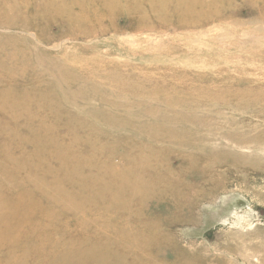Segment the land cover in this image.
Masks as SVG:
<instances>
[{
    "label": "rangeland",
    "instance_id": "obj_1",
    "mask_svg": "<svg viewBox=\"0 0 264 264\" xmlns=\"http://www.w3.org/2000/svg\"><path fill=\"white\" fill-rule=\"evenodd\" d=\"M72 1L82 7L73 5ZM105 1L0 0V59L18 58V73L28 72L37 80V86H30L35 90L30 95L37 98L47 95L49 88L61 96L77 92L78 88L66 87V81L61 86L50 87V75L45 66L34 64L32 74L30 57L23 55L29 53L26 42L39 56L58 60L55 64L56 74L73 78V84L76 82L78 87H83V94L93 91L97 95L107 93L111 102L124 103L127 102L124 97L128 93L121 91L119 83L129 80L132 85L134 82L142 83L144 90L153 89L154 86L164 87L171 96L181 98L184 104L171 107L167 114L174 116L183 113L194 119L197 127L192 140L197 139V132L208 134L215 141L222 140L241 156V162L208 172L212 176L223 174L226 188L220 190V194L210 203L200 204L191 210L194 220L189 225L173 228L171 234L181 242V246L188 247L192 252L199 248L208 250L206 252L214 249L223 252L222 248H233L241 251L239 264H263L264 0H179L182 7L179 12H175L172 7L167 12L156 11L158 0H146L138 4L136 2L139 0H117L113 7L103 5ZM213 1L217 3L212 4ZM49 5L51 11L47 9ZM60 5L62 7L58 10ZM151 7L156 10L151 11ZM185 7H195L197 15L191 13L194 18L187 17ZM47 13L48 18L41 22ZM9 15L13 16L9 18ZM24 19L28 20L25 27ZM20 60L26 69H23ZM67 66L70 68L68 72L65 69ZM60 77L57 76L59 83ZM104 79L112 82L106 83ZM94 84L99 88H95ZM9 93L0 99V116H3L2 107H9L3 102L10 100ZM37 98L33 97V100ZM46 100L43 99L44 102ZM68 104L71 103L57 102L56 108L60 112L46 119L47 123L56 126V132H72L76 130L78 118L82 120L75 114L65 118ZM104 104L101 101L95 103L97 108L103 110L105 117L122 112ZM145 105L142 103L143 108ZM19 107L33 110L32 106ZM40 109L44 115L39 117L43 118L47 110ZM83 117L91 119L90 114L84 113ZM91 120L90 123L95 122L97 125L102 118ZM185 125H189V119ZM103 129H106L105 125ZM137 140L134 138L133 142ZM161 146L162 151H158L161 154L156 155L146 152L150 146L144 147L142 163H145V167L144 171L139 172L143 173L144 178L153 176L146 164L152 160L154 175L170 170L169 183L175 190L183 187L179 193L187 196V203L196 200L201 203L204 199L203 195L199 196L202 186H194L199 177L196 169L184 166L178 170L180 159L175 155L179 153H164L165 147ZM18 153L14 152L15 155ZM136 154L130 157L134 158L137 169L139 162ZM200 157H196V160L201 166ZM48 164L57 170L58 165L52 162ZM224 165L227 164H220L219 167ZM205 187L208 189L211 186ZM21 190L25 193L34 188L31 184H24ZM138 202L147 203V207L154 203L150 199L131 200L132 204ZM56 209L57 213L66 212V215L60 217L55 225L49 223L45 232L56 233L61 242L80 236L101 239L112 233L111 230L97 228L93 221L99 220L100 216L85 217L64 211L63 208ZM160 213L156 211L157 215ZM42 214L41 211L29 218L35 221ZM155 216L133 215L131 223L141 227L142 222ZM84 218L88 219L89 225L81 227L79 222ZM164 224L161 222V229L166 228ZM41 234L43 232L37 227L25 246L11 249L17 253L28 248L22 264H37V258L43 264L51 253L48 248L43 251L35 249ZM255 247L258 249L254 250Z\"/></svg>",
    "mask_w": 264,
    "mask_h": 264
},
{
    "label": "bare ground",
    "instance_id": "obj_2",
    "mask_svg": "<svg viewBox=\"0 0 264 264\" xmlns=\"http://www.w3.org/2000/svg\"><path fill=\"white\" fill-rule=\"evenodd\" d=\"M143 1L146 0H139L136 4ZM116 2L106 0L103 5L113 7ZM72 3L82 7L79 3ZM157 4L158 10L151 7V11L167 12L171 7L175 12L182 10L179 0H158ZM47 9L51 11V5ZM191 13L197 15L195 7H185L186 16L193 19ZM3 16L6 18V15ZM12 16L9 15V18ZM46 18L48 13L40 21ZM27 23L28 20L24 19L23 27ZM26 45L30 54L25 52L23 55L30 57L32 74L34 64L45 66L50 75V87L61 86L66 81V87L75 86L78 89L77 92L61 96L49 88L47 95L37 98L30 95L35 93L30 86H37V80L28 72L18 73V58L0 59V99L10 92V100L3 101L9 107H2L3 116H0V150H3L0 157V264H22L28 248L17 253L11 249L25 246L37 227L43 234L39 236L35 249L51 250L43 264H239L241 251L238 249L218 246L224 251L214 249L206 252L208 250L199 248L192 252L188 247L181 246V242L171 233L177 226L189 225L194 220L190 211L200 204L210 203L220 194V190L226 188L223 174L212 176L208 172L241 162V156L231 150L226 142L215 141L208 134L197 132V139L192 140L197 121L183 113L174 116L167 114L171 107L184 103L181 98L171 96L164 87L154 86L153 89L144 90L142 83L134 82L132 85L129 80L118 82L121 91L128 93L124 97L127 102L124 103L111 102L107 93L97 95L93 91L83 94V87H78L76 82L73 84V78L60 77L58 73L60 83L57 81L55 64L58 60L41 57L29 42ZM20 63L26 69L21 60ZM65 69L67 72L70 70L68 66ZM106 72L110 73L108 70ZM104 82L112 81L104 79ZM95 88H99L98 85ZM33 97L37 100L34 101ZM44 98L47 99L45 102ZM59 101L71 103L68 104L65 118L71 114L82 118L75 122L76 130L56 132V126L47 123L49 115L53 117L57 115L55 112H60L56 108ZM100 101L122 112L105 117L103 110L95 105ZM142 103H146L144 108ZM20 105L32 106L33 110ZM41 107L47 110L43 118L39 117L44 115L40 113ZM84 113L90 114L93 120L102 118L101 123L97 124L101 127L95 122L90 123L92 120L83 117ZM187 119L189 125H185ZM104 125L106 129H103ZM134 138H138L135 143ZM146 145L150 146L146 150L150 155L161 154L158 152L162 151L161 145L165 147L164 153L178 152L175 155L180 159L178 170L184 166L196 169L199 177L194 186H202L199 196L203 195L204 199L201 203L198 200L187 203V196L179 193L183 187L175 190L169 183L170 170L154 175L152 160L146 164L153 176L144 178L139 171H144L142 157L145 156L143 151ZM15 151H19L18 155L14 154ZM135 154L140 165L137 169L134 158L130 157ZM199 156L201 166L196 160ZM51 162L58 165L57 170L48 164ZM220 164L227 165L219 167ZM24 184H31L34 190L22 192ZM206 185L211 187L206 189ZM136 199H150L154 203L149 207L145 202L132 204L131 200ZM56 208L85 217L100 216L99 220L93 221L97 228L108 229L112 233L101 239L80 236L61 242L56 233L45 232L49 223L55 225L66 215V212L57 213ZM157 210L161 212L159 215L156 214ZM41 211V217L30 220L29 217ZM142 214L156 216L142 222L141 227L134 226L132 216ZM161 222L166 223V228L161 229ZM79 223L81 227L89 225L86 218ZM115 248L118 250L115 251ZM37 264H40L38 258Z\"/></svg>",
    "mask_w": 264,
    "mask_h": 264
}]
</instances>
